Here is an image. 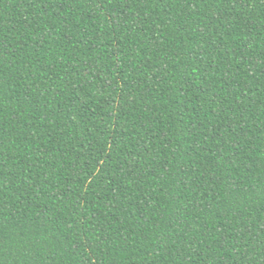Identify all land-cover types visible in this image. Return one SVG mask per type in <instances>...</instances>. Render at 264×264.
I'll return each instance as SVG.
<instances>
[{"label":"trees","instance_id":"1","mask_svg":"<svg viewBox=\"0 0 264 264\" xmlns=\"http://www.w3.org/2000/svg\"><path fill=\"white\" fill-rule=\"evenodd\" d=\"M0 264H264V0H0Z\"/></svg>","mask_w":264,"mask_h":264}]
</instances>
